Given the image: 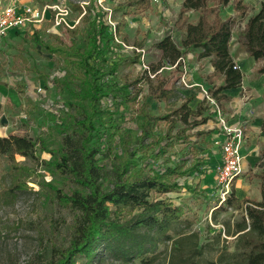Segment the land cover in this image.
I'll return each instance as SVG.
<instances>
[{"label":"trees","instance_id":"obj_1","mask_svg":"<svg viewBox=\"0 0 264 264\" xmlns=\"http://www.w3.org/2000/svg\"><path fill=\"white\" fill-rule=\"evenodd\" d=\"M88 1L89 5L75 6L82 14V38H77L72 29L68 30V43H44L36 30L29 36L71 70L66 79L38 75L42 86L50 85L57 98L45 122L52 135L61 136L60 147L48 150L40 137H0L1 155L36 158L39 146L50 156L52 167L77 186L68 195H58L78 212V217L68 247L47 264H156L163 254L161 247L169 243L176 258L171 264H222L221 259H203L197 237L185 235L192 223L184 207L159 198L179 192L181 177L205 174V157H191L187 151L173 165L156 166L174 143L194 147L189 141L190 131L207 123L208 107L201 102L192 110L188 106L192 96L180 99L173 86L166 88L163 82L153 85L147 71L142 80L147 81L148 95L166 104L163 115L153 114L146 96H140L141 79L121 82L117 76L120 68L140 62V51L125 52L122 45L128 40L122 34L123 22L112 25L107 22V12L96 6L97 0ZM149 3L150 0H124L111 9L110 19L114 20L112 14L118 11L124 16L145 11ZM209 3L222 9L230 0H182L179 14L198 12L197 22L183 27L178 44L165 35L152 46L161 52V61L171 66L192 52L199 60L208 59L213 73L223 76L222 85L211 93L218 104L227 99L222 94L224 90L241 85L242 73L230 54L236 19L208 23ZM236 11L241 18L246 16L244 9L237 7ZM245 20L239 43L249 57L264 61V2ZM155 71L152 67L149 72ZM258 73L264 74V64ZM172 100H180L179 105L168 106ZM162 122L165 129L157 133ZM261 130L264 131V121ZM194 134L204 137L210 133ZM258 167L259 201L242 202L232 190L224 200L226 207L243 209L244 213L235 227L238 237L234 264H264V154ZM105 182H109L106 188Z\"/></svg>","mask_w":264,"mask_h":264},{"label":"rangeland","instance_id":"obj_2","mask_svg":"<svg viewBox=\"0 0 264 264\" xmlns=\"http://www.w3.org/2000/svg\"><path fill=\"white\" fill-rule=\"evenodd\" d=\"M10 0H0V6H6ZM124 0H97L96 6L107 12V22L112 25L123 22L122 34L128 43L122 45L125 52L141 54L140 62L124 66L118 72L121 82L141 79V95L147 98L149 108L155 115H163L166 104L163 101L152 99L149 94V86L145 79V72L153 83L163 82L166 88L173 86L180 99L187 98L190 87L195 94L202 97V103L208 107L209 120L191 130L190 142L193 148L185 144H176L166 151L163 158L157 161L156 166L173 165L175 160L185 152L191 157L204 156L203 175L183 176L178 181L182 185L179 192H171L160 195L161 199H168L175 206L182 205L185 214L191 221L190 231L185 235H195L198 245L202 246L203 259L218 261L222 264H234V253L238 234L235 231L236 224L242 221L243 209L235 210L226 207L224 200L230 191H234L235 197L242 201H259L258 174L261 169L259 162L251 161L248 169L234 179L226 194L221 193L216 184L214 167L221 158V137L218 133L217 119L214 108L205 102V92L211 95L220 86L218 74L209 71L210 61L199 60L196 52L184 56V63L173 67L161 61V52L153 48L152 44L165 35L178 44L182 39L183 27L187 24H195L199 13L194 11L179 14L182 0H150L149 8L145 11H134L123 15L118 11L113 19H110L111 9ZM41 19L40 23H31L25 31L12 32L0 39V137L9 134L25 135L32 139L44 140L48 150L54 151L60 147L61 136L52 135L48 131L46 118L57 103V98L52 87H42L39 74H45L50 78H68L71 70L66 68L59 58L45 52L42 47L35 44L29 36L36 30L44 43H68L69 29L75 31L77 38L85 34L84 26L79 18L76 5H89L88 0H28ZM264 0H230L228 6L219 9L214 3L208 4L206 18L208 23L216 19L225 20L230 17L236 19L233 27V40L239 41L242 36L244 21L259 9ZM58 6L66 10L65 15H59L55 19L53 9ZM244 9L246 16L241 18L236 8ZM59 18L64 21L56 23ZM236 42L232 45L234 54L238 51ZM142 44V48L138 45ZM243 59H248L243 53ZM247 66V64H246ZM155 72H149L151 68ZM255 67L258 73L259 66ZM185 77L186 86L180 82V77ZM41 86L42 91L37 92ZM200 102V103H201ZM221 101L218 107L225 111ZM179 101L172 100L168 106L179 105ZM196 102H190L194 107ZM134 108H130L134 117ZM20 114L25 115V120L20 121ZM181 125L178 124V127ZM165 123L159 124L157 133L164 131ZM209 132L207 136H196L194 133ZM50 134H49V133ZM194 149V150H193ZM36 158H24L18 155L8 156L0 154V264H47L55 259L59 253L65 250L74 234V227L78 212L65 204L60 195H68L76 190L74 182L57 172L51 165L50 156L37 146ZM196 158V157H195ZM192 158V159H195ZM190 160V164L193 160ZM188 164V166L190 165ZM110 169V163H106ZM150 167V166H149ZM146 168V171L149 170ZM109 182L104 183V188ZM17 184L19 187L14 188ZM171 244L162 246L163 254L156 264H171L175 262Z\"/></svg>","mask_w":264,"mask_h":264},{"label":"crops","instance_id":"obj_3","mask_svg":"<svg viewBox=\"0 0 264 264\" xmlns=\"http://www.w3.org/2000/svg\"><path fill=\"white\" fill-rule=\"evenodd\" d=\"M245 22L246 20L244 21V25ZM234 42H236L235 45L237 46L238 51L247 56L248 59H243L239 52L236 54L233 53L231 49ZM230 54L234 63L242 73V81L239 87L224 90L222 92L227 98L222 102V106L225 109V111L222 110V112L226 115L230 124L239 125L245 123L246 125V141L241 148V168L242 172H245L251 161L255 160V162H260V157L264 154V131L261 130V124L262 121H264V74H256L254 72V66L260 65L261 67L262 64H264V61H255L249 57L239 41L233 40V36L230 44ZM209 71H214L211 64ZM218 76L220 85H222L223 76L220 74H218ZM0 91H2L1 88ZM187 92V94H189L187 95L188 97L195 94L193 87H190ZM192 97L194 98L192 102L195 101L196 105L192 107L189 103L188 106L194 110L197 104L202 101V97Z\"/></svg>","mask_w":264,"mask_h":264},{"label":"built area","instance_id":"obj_4","mask_svg":"<svg viewBox=\"0 0 264 264\" xmlns=\"http://www.w3.org/2000/svg\"><path fill=\"white\" fill-rule=\"evenodd\" d=\"M27 1L28 0H10L6 6H0V39L12 32L25 31V28L31 23H40L41 19L38 18L33 7L29 5ZM53 9L58 10V12H55V19H58L59 15L63 16L66 14V10H61L58 6H54ZM61 20L70 28L69 24H67L63 18H59L56 24L59 25ZM178 62H180V65L184 63V57L179 59L172 66L176 67ZM180 82L186 86L184 76L180 77ZM42 87L39 86L37 88L38 93L42 91ZM204 98L206 104L214 108V114L217 119L218 133L221 137V158L219 163L214 167V173L216 184L220 188L221 193L226 194L229 191L231 182L236 179L242 171L241 148L246 141V125L245 123L239 125L230 124L226 115L218 107V104L212 96L205 92ZM2 105L0 96V107H2ZM25 119V115L20 114L19 120L23 121ZM3 130L5 131L6 127L0 128L1 133H3ZM3 135H6V133H3Z\"/></svg>","mask_w":264,"mask_h":264}]
</instances>
